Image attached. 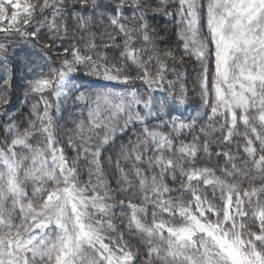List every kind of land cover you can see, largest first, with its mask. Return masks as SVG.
I'll return each mask as SVG.
<instances>
[{"label":"snow or ice","instance_id":"6c2138e0","mask_svg":"<svg viewBox=\"0 0 264 264\" xmlns=\"http://www.w3.org/2000/svg\"><path fill=\"white\" fill-rule=\"evenodd\" d=\"M82 7L89 3L97 5V0H76ZM129 0H116L112 11L115 15L110 16V23L118 25L121 19V10L126 7ZM135 9L140 11V19H144L148 11L172 15L165 7L152 8L148 4H142L141 0H131ZM168 0H160L161 5H166ZM63 0H0V22H7V27L0 23V32L10 36L13 33L23 39H36L39 29L28 31L34 23L41 26L47 25L52 32V44L46 47H61L56 45L57 39L63 41L61 35L67 34V25L58 23L57 17L63 14ZM179 15L185 25L179 34L183 41V50L186 54L194 55L204 63L209 56L214 57V74L212 78V90L215 93V103L212 105V120L217 115H223L225 123L221 129L227 127L224 141H230L234 134L242 135L246 141L243 151L251 158L253 168L264 179V0H209L207 4V29L210 40L200 39L201 7L198 0H179ZM37 10L41 16L51 10L52 19L47 17L35 21ZM80 28L84 29L88 21L78 16ZM119 30L125 36L123 47L126 49L125 56L132 64L141 69L140 74L131 76L123 66L108 64L103 57L94 58L91 54H84L75 45L64 48V54L70 55L71 59H63L61 67L53 70L51 77L43 76L30 82L32 92L43 94L46 90L54 88L55 95L59 98L67 96V90L74 87L70 83L71 74L85 70L86 75L99 77L106 81H115L120 85L127 86L135 80L147 84L149 88L161 87L166 80V73L176 72L175 68L169 69L166 59L149 56L147 61L138 58L139 50L131 46L137 38L145 44H151L153 36L149 31L147 22L139 24L135 28H127L119 24ZM115 39V37H111ZM4 45L0 44V48ZM94 43H89L87 48L94 49ZM164 57L175 60L171 51L165 52ZM155 59L157 67L155 72L149 68L151 61ZM209 67L205 63L201 73V85L204 88L205 104L208 103L209 91L207 88ZM177 76L181 73L177 72ZM7 83V81H5ZM169 86L173 84L168 81ZM79 87V86H76ZM181 94L174 96L168 93L167 99L175 100L180 104L185 103ZM78 100L85 99L81 93L76 97ZM101 102L106 109L110 110L108 118L101 115ZM9 101L0 98V104L6 105ZM44 110L40 112L36 106L33 108L35 120L30 122L29 127L15 135L7 149L0 148V161L6 166V172L0 171V264H135L139 252H133L128 243L124 241L123 233L116 239H110L105 243L103 231L115 230L111 218L107 219L113 205L106 201L110 199L108 190L102 180L98 183L105 187L103 195L96 188L91 189L92 195H88V188H81L75 182L76 168L69 167L63 149L57 150L53 131V117L50 114L51 105L45 99ZM96 108L89 112V131L104 128L107 129L103 137L99 138L95 151L88 144L92 137L84 138L83 147L85 155L91 153L90 162L95 166L97 173L101 172L99 159L103 145H107L116 128L110 125V121L121 113L127 114L125 125L135 121H144L147 116H155L153 112L154 102L151 96L142 99L135 92L127 95L121 92L100 91L95 97ZM143 104L144 115L134 111L135 105ZM165 110V101L159 103V112ZM223 110V111H221ZM255 110L256 116L250 115ZM59 111V105H57ZM253 121L258 122V126ZM37 122L39 127H37ZM239 122L245 126L244 133H236ZM191 124L172 122L174 130L192 128ZM13 126H10V131ZM83 132V122L77 125ZM123 130V129H121ZM212 131H215L213 128ZM205 137L210 135L204 128L201 129ZM35 134L46 136L47 148L51 151L53 167H48V156L41 147H33L28 140ZM144 140L136 147L153 143L156 145L154 152L163 153L164 149L171 150L173 141L156 129H144ZM258 144V147H257ZM69 145L77 151L79 145H73L71 138ZM17 146H22L30 153L18 156L15 151ZM203 151L209 152V141L206 138ZM149 149L145 148V151ZM59 151V155H57ZM177 151L180 159L165 158L163 154L148 158L149 168L161 167L159 174L152 175L151 179L140 168H135L136 177L139 180L138 191L145 193V202L151 201L157 211L153 212V221L148 225L141 221L139 214L145 212L141 205L128 201L127 206L131 209L128 228L135 230L146 237L145 264H264V184L252 187L251 190L241 189L237 183H228L225 179L215 175L213 169L185 168L187 157H196L200 151L199 137H194L191 143H181ZM122 153L128 159L136 148L131 150L122 146ZM259 153V155H257ZM217 156L223 155L228 161L236 157L229 152H217ZM144 153L137 152L135 160H143ZM31 160V164L25 169L24 163ZM111 161V158H109ZM245 167L248 162L245 161ZM120 168L119 159L116 162ZM58 169V172H57ZM23 170V179L20 171ZM179 171L182 179L181 190L191 191L192 198L185 202L182 198L163 199L164 194L174 191L164 183L165 176L170 172L173 181L176 180V172ZM224 176L247 179L249 171L237 167L235 163L231 168L222 169ZM62 178V180H61ZM186 178L187 182H184ZM31 181L35 187L32 189V198L29 199L25 191V181ZM125 180L127 175L125 174ZM52 181L55 187L48 189L45 185ZM202 181L205 187L213 189L211 195L200 187L193 188V182L197 185ZM63 183L64 187H60ZM150 187V193H149ZM219 190L222 207L214 203L216 190ZM127 191V189H121ZM45 193H47L45 195ZM135 194V193H134ZM226 194V196H225ZM154 198V199H153ZM11 200V208L7 201ZM24 201H27L25 203ZM125 202L120 201L123 205ZM94 210L100 214V219H93ZM19 211L21 223H15V215ZM251 212L252 219L258 221V231L251 230L245 223ZM167 213L173 220L179 217L180 224H170L167 221L157 220L156 217ZM216 219L212 220L211 217ZM167 232L165 236L164 233ZM110 245H114L112 247ZM88 249L92 254L86 255Z\"/></svg>","mask_w":264,"mask_h":264},{"label":"trees","instance_id":"16d2710c","mask_svg":"<svg viewBox=\"0 0 264 264\" xmlns=\"http://www.w3.org/2000/svg\"><path fill=\"white\" fill-rule=\"evenodd\" d=\"M208 2L209 0H198V4L201 7L200 39L210 40L207 29ZM115 3L116 0H97L96 6L89 3L86 7H82L76 0H63V14L57 17V21L58 23L66 24L68 31L66 35L63 32L61 33L65 37L63 41L59 39L55 41L56 45L62 44L61 47H46V45L52 44L51 37L53 34L49 31L47 25L41 26L39 23H34L28 29V31L39 29L36 39H23L15 33L8 36L0 32V44L4 45L3 48H0V98H6L9 101L6 105L0 104V148L6 150L11 139L18 133H23L29 127L30 122L35 120L34 106L42 112L44 110L43 101L46 99L52 106L50 114L53 117L55 145L58 149H63L68 164L77 169V175L80 176V183L83 188L86 187L91 190L95 187L100 195H103L105 187L107 188L111 198L106 202L113 205L108 218H111L115 226V230H111L110 236L112 239H116L123 233L124 241L128 243L131 250L139 252L135 264H145L147 257L145 255L146 246L144 241L146 237L138 233L134 227L129 230L128 221L131 216V209L127 204L131 200L132 203L143 206L145 212L140 213L139 218L148 225L152 224L153 212L157 211L156 206L151 201H144L143 196L145 193L138 191L139 180L135 174V168L142 169L149 179H151L152 175L160 173L161 167L159 166L154 165L149 168V157L154 158L156 155L163 154L165 158L180 159V153L177 149L181 143H191L194 137H199L200 151L194 159L192 157L186 158L185 168H211L216 176L225 179L228 183H237L241 189L248 190L264 184V179L260 178V174L252 166L251 158L243 151L246 143L244 137L234 134L230 141H224L223 137L227 134V127L221 129V125L225 123L224 116L217 115L212 120H209L212 115V105L215 103V93L212 90L213 94L210 103L208 105L205 104L201 73L205 63L210 70L215 69L214 57L209 56L208 60L202 63L194 55L186 54L183 50V41L179 39V34L185 25L181 22L180 16L176 15L180 7L179 0H168L166 5H161L160 0H141L142 4H148L152 8L163 6L166 11L173 13L172 15L154 13L149 10L142 20L140 19V11L133 7L131 0L121 10L120 14L119 24H123L127 28L138 27L139 24L144 22H147L149 26V31L153 36L152 43L145 44L142 39L137 38L131 46L133 49L139 50L138 58L140 60L147 61L149 56L156 57L159 55L161 59H166L169 69H176V72L169 71L166 73V80L162 84L163 90H161V87L156 86L149 88L147 84L140 80H135L128 86L123 87L102 86L88 77L85 70L81 69L71 74L69 80L74 87L67 90V96L58 98L54 93L59 89H56L55 86L51 90H46L43 94L31 91L30 82L43 76L51 77L53 70L61 67L63 59H71L70 55L64 54L63 50L73 44L84 54H91L94 58L103 57L108 64L125 67L127 74L131 76L140 74L141 69L121 55L126 51L123 47L125 36L120 32L119 24L112 25L110 23V16L115 15L112 11ZM78 16H82L88 21L84 29L79 26ZM45 17L49 21L53 18L51 10L46 11L43 16L37 10L35 21L43 20ZM111 37H115V39L113 40ZM90 42L95 44L96 47L94 49L89 50L87 48ZM168 51L173 53L175 60L164 57L163 54ZM156 67L157 62L153 59L149 68L152 72H155ZM177 72L181 73V75L177 76ZM168 81H172L173 84L169 86ZM181 85L184 88L185 103L180 104L175 100L167 99L169 92H172L174 96L180 95ZM108 90L121 92L126 95L135 92L142 99H148L151 96L155 105L153 112L157 114L155 116H147L144 121L133 120L127 125H125V120H127L126 113H121L118 117L112 119L110 125L115 126L116 131L110 142L107 145H103L101 149L99 159L101 172L97 173L95 166L90 163L93 156L91 153L85 155L83 152V147L88 146L84 144V138L92 137L88 144L92 145V151H95L94 146L99 143V138L103 137L105 131H107L104 128L89 131V112L96 108L95 97L97 92ZM81 93L85 94V99H76ZM161 100L165 101V110L163 112H159ZM57 105H59V111H57ZM101 109L102 117L108 118L110 110L104 107L103 102H101ZM134 111L144 115L146 110L143 104H140L134 106ZM250 115L256 116L257 113L252 110ZM174 119L177 124H191L193 120H195V124L192 128H184L177 131L172 127ZM81 122H83V132L77 128V125L81 124ZM253 123L258 126V122L253 121ZM10 126H13L11 131L9 130ZM39 126L37 122V127ZM145 128L156 129L168 136L173 141V148L171 150L165 148L163 153L154 152L151 149H155L156 145L150 142L147 145L136 147L145 138ZM202 128L210 133L208 137H205L204 133L201 132ZM213 128L215 131H212ZM244 132L245 126L242 122H239L236 127V133ZM70 138L73 145L81 146L79 151L69 145ZM206 138L209 141V152L211 155L206 154L202 148ZM28 143L33 147L44 149L48 156V167L51 169L53 164L51 151L47 148L46 136L35 134L29 138ZM122 146L129 150L136 148V152H132L128 159H124V156H128L129 153H122ZM145 148L149 150L145 151ZM15 151L18 156L28 155L30 157L31 155L22 146H17ZM137 152L144 153L143 160L140 162L135 160ZM217 152H229L236 159L228 161L223 155L217 156ZM109 158H111V161ZM118 159L120 168L124 170L123 173L117 168L116 162ZM245 161L248 162L247 167H245ZM233 163L244 171L250 170V175L247 179L241 180L240 176L235 178L224 176L222 169L226 167L230 169ZM30 164V159L25 161L24 168L26 169ZM0 171L6 172V166L3 165L2 161H0ZM125 174L127 175V180H125ZM20 176L23 179V170L20 171ZM98 176L99 180L104 182L105 187L99 186ZM184 182H187L186 178H184ZM164 183L174 191L164 194L163 199L176 200L177 198H182L187 202L192 198L190 190H181L182 179L179 171L176 172L175 181H173L172 174L169 172L164 178ZM35 186L30 180L24 183L29 199L32 198V189ZM45 186L48 189H52L56 185L54 182L49 181ZM192 186L193 188L200 187L209 195L213 191L212 188L205 187L202 181L199 185L193 182ZM121 189H127V191H121ZM220 195L221 193L217 189L214 203L222 207L223 201L220 200ZM121 200L125 202L123 205L120 204ZM24 202L27 203V201ZM11 203V200L7 201L8 208H11ZM14 215L15 223L20 224L19 211L14 213ZM156 219L167 221L170 224L182 223L178 216L173 220L167 213L157 216ZM211 219L215 220L216 217L212 216ZM245 223L251 230L258 231L259 223L252 219L251 212H249V219ZM164 235H167L166 231ZM91 254L92 250L88 249L86 255L90 256ZM156 264H159V261H156Z\"/></svg>","mask_w":264,"mask_h":264},{"label":"rangeland","instance_id":"374dc122","mask_svg":"<svg viewBox=\"0 0 264 264\" xmlns=\"http://www.w3.org/2000/svg\"><path fill=\"white\" fill-rule=\"evenodd\" d=\"M23 2H24V0H21V3H23ZM0 23H2V26L7 27V22H0ZM70 57H71V56H70ZM214 71H215V69H211V70L209 71V74H208V84H207V88H208V91H209V95H208V97H207V99H208V103H207V105L210 103V100H211V97H212V94H213V91H212L211 87H212V78H213ZM87 76H88V75H87ZM88 77L92 78L97 84L102 85V86H107V87H123V86H124V85H120V84H118V83L115 82V81H106V80H103V79H101V78H99V77H95V76H88ZM127 86H128V85H127ZM202 88H203V87H202ZM203 90H204V88H203ZM54 147H55L57 150H59L58 147H57L56 145H54ZM63 153H64V152H63ZM57 154H59V151H57ZM68 166H69V167H73L71 164H68ZM76 170H77V169H76ZM75 182L77 183V185H78L79 187L83 188V187L81 186L82 184L80 183V176L77 175V171H76V176H75ZM60 187H61V188L64 187L63 183H61ZM84 188H85V187H84ZM87 194H88V195H92L93 193H92L91 190H88V193H87ZM89 211L93 213V219H94V220H95V219H100V218H101V217H100V214H96V213L94 212V210L89 209ZM104 219H105V224H106L107 219H109V218H108V217H105ZM103 235L106 237L105 240H104V242H105V243H109V240L112 239L111 236H110V235H111V229H107V228L105 227V230L103 231ZM110 246L115 247L114 245H110Z\"/></svg>","mask_w":264,"mask_h":264}]
</instances>
